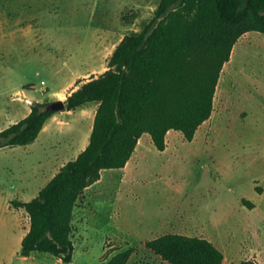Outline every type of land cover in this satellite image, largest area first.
<instances>
[{
	"label": "rangeland",
	"instance_id": "obj_1",
	"mask_svg": "<svg viewBox=\"0 0 264 264\" xmlns=\"http://www.w3.org/2000/svg\"><path fill=\"white\" fill-rule=\"evenodd\" d=\"M158 3L0 0V131L26 113V99L52 103L71 72L102 74L122 37L139 32ZM81 116L72 112L67 126L30 145L0 149V264H100L127 248V264H167L143 245L166 234L208 240L222 264H264L263 34L248 32L235 43L211 116L191 142L169 131L158 152L144 134L124 170L101 171L84 190L73 211L70 263L44 253L23 259L29 220L11 202L34 199L66 158L56 153L73 156L89 141Z\"/></svg>",
	"mask_w": 264,
	"mask_h": 264
},
{
	"label": "trees",
	"instance_id": "obj_2",
	"mask_svg": "<svg viewBox=\"0 0 264 264\" xmlns=\"http://www.w3.org/2000/svg\"><path fill=\"white\" fill-rule=\"evenodd\" d=\"M248 32L264 35V0H159L149 22L122 37L107 69L64 100L66 111L97 104L89 141L34 199L11 202L29 220L19 256L44 253L70 263L73 211L84 190L101 171L124 168L144 134L158 152L169 131L191 142L211 116L223 65ZM49 104L32 102L28 115L0 131V149L32 144L56 113ZM143 245L167 264L223 262L221 251L203 238L166 234ZM132 252L119 251L100 264H127Z\"/></svg>",
	"mask_w": 264,
	"mask_h": 264
},
{
	"label": "crops",
	"instance_id": "obj_3",
	"mask_svg": "<svg viewBox=\"0 0 264 264\" xmlns=\"http://www.w3.org/2000/svg\"><path fill=\"white\" fill-rule=\"evenodd\" d=\"M0 29H1V27H0ZM87 75L88 74L80 75V74H77L76 72H71L70 79L64 82V84L62 86V89L59 92H55V93H52L51 94L52 95V99L50 101H53L54 102V101H58L59 100V101L64 102V100L66 99L67 96H69L72 92H74L75 90H77L84 82H86L88 80V78L86 77ZM25 101H26V103H28V101H29V103H28L29 104V107L27 108L26 113L23 114V116L20 117L18 120L12 122L11 124H8V126L16 123L17 121L23 119L26 115L29 114V112H30V102L32 103V101L30 99H26ZM34 102H36V101H34ZM37 103H43V102H37ZM89 104L90 103L85 104L82 107L77 108L74 111H66V110H64V111H59V112H56L55 114H53L45 122L43 128L39 132V134H38V136H37V138L35 139L34 142L38 141L43 136V134H45L46 132L52 131L53 128H57V127H61V126H64V127L67 126V120H66L67 116H69L72 112L74 113V112L80 111V110L82 111V114H83V116H81L80 118H82L83 120H86V122L88 124V126H87V132H86V136L88 137V135H90L89 134V131H90L91 127H92V122H93L94 114H95V111L97 109V104H95L93 107H88ZM69 131L75 133L76 129L75 128L74 129H69ZM81 132L83 133L84 131L82 130ZM140 139H139L138 144H137L136 147L139 146L140 141H141ZM87 144H88V142H86V141L80 144V147L77 150L78 152H76V154H75L76 156L74 154H73V156H69V155H67V152H60V151L58 153H56V156H58V157H66L67 159H69V157H74L73 159H75V157H77V155L82 150L85 149V147L87 146ZM66 158L57 160V163H56L55 169H54V174L57 173L58 170L66 162L69 161ZM73 159H71V160H73ZM127 165L128 164L126 163L125 167ZM124 168L119 169V170H124ZM255 262L257 264H263V262H260V263H258L257 261H255Z\"/></svg>",
	"mask_w": 264,
	"mask_h": 264
},
{
	"label": "water",
	"instance_id": "obj_4",
	"mask_svg": "<svg viewBox=\"0 0 264 264\" xmlns=\"http://www.w3.org/2000/svg\"><path fill=\"white\" fill-rule=\"evenodd\" d=\"M31 104V102H30ZM46 109L48 111H55V112H59V111H64L65 110V105L62 101H54L52 103H50Z\"/></svg>",
	"mask_w": 264,
	"mask_h": 264
}]
</instances>
